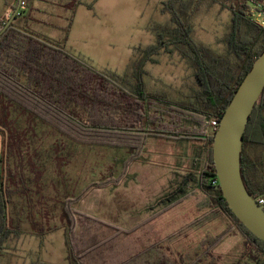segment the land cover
Returning a JSON list of instances; mask_svg holds the SVG:
<instances>
[{
    "label": "trees",
    "instance_id": "1",
    "mask_svg": "<svg viewBox=\"0 0 264 264\" xmlns=\"http://www.w3.org/2000/svg\"><path fill=\"white\" fill-rule=\"evenodd\" d=\"M67 1L68 4L70 0ZM74 1L75 7L82 2ZM209 1L217 0H167L163 3V13L169 14L170 21L167 25L148 27L149 32L155 33L156 43L133 60V89L120 84L122 76L98 71L67 51L76 9L67 10V25L62 29L61 40L28 26L34 22L31 4L28 12L19 11L7 29V20L0 18V95L78 144L131 151L118 177L91 183L63 203L65 224L60 228L65 235L68 264H218L212 252L233 231L240 233L252 250L249 259L237 264H264V242L238 220L222 191L216 189L219 182L212 149L215 134L209 133V123L221 120L236 90L264 51V27L254 18L258 12H264V0L219 1L232 15L224 54L193 37L191 21ZM164 51L179 53L193 69L196 88L186 99L151 93L147 88L146 66ZM150 137L202 143L204 157L200 156V148L196 152L202 159L198 175H186L178 188L161 200L165 206L160 211L131 229L82 211L78 204L91 190L117 184L129 167L140 161ZM242 175L247 190L257 198L264 197V92L244 134ZM190 184L195 187L198 198H204V202L196 203L204 214L183 228H201L222 217L227 221L225 230L215 236L207 235L195 255L175 257L164 248L174 241V233L156 242L141 241L139 246L134 241L135 246L127 245L130 247L120 251L119 243L131 239L150 221L152 227L153 221L190 198L193 194L188 192ZM8 199V189L0 174V262L10 235L24 234L19 225L11 226ZM183 230L179 236L183 235ZM35 235L43 246L45 233Z\"/></svg>",
    "mask_w": 264,
    "mask_h": 264
},
{
    "label": "rangeland",
    "instance_id": "2",
    "mask_svg": "<svg viewBox=\"0 0 264 264\" xmlns=\"http://www.w3.org/2000/svg\"><path fill=\"white\" fill-rule=\"evenodd\" d=\"M165 1L82 0L75 7L74 0L68 4L67 0H23L27 12L29 4L34 12L49 5L48 9L53 8L54 12L52 23L62 27L67 25L65 12L76 9L67 51L98 71L122 76L120 84L127 89H133L135 84L132 55L136 59L142 50L156 43V35L148 27L167 25L170 21L169 14L163 13ZM219 1L204 3L191 22L195 41L224 54L232 15ZM19 3L20 0H0V17ZM256 15L255 21L261 24V17ZM53 33L58 35L60 31ZM146 70L145 81L151 93L186 99L196 88L193 69L177 52H161ZM4 139L6 144H1ZM198 148L199 144L192 142L150 137L140 161L133 163L117 184L91 190L78 207L124 229L134 228L165 206L161 200L178 188L186 175H198L202 167V159L196 153ZM130 154V150L123 148L78 144L0 95V174L9 193L6 206L11 226L19 225L24 231L21 236L10 235L0 264H68L60 228L65 224L63 203L91 183L118 177ZM194 191L190 184L188 192L193 193L190 198L153 221L152 227L150 221L131 239L119 243L120 251L134 245V241L139 246L141 241L156 242L174 233V241L164 246L172 256L197 254L201 241L225 230L227 221L218 217L201 228H183L204 214L196 205L204 202V198L199 199ZM52 228L57 230L50 231ZM182 229L183 235L179 236ZM31 230L34 235L45 233L43 246L38 248L31 237L23 236ZM13 239L18 241L17 252H10L13 247L7 250L11 244L15 246ZM251 253L237 231L231 232L212 252L218 264H237L249 259Z\"/></svg>",
    "mask_w": 264,
    "mask_h": 264
},
{
    "label": "water",
    "instance_id": "3",
    "mask_svg": "<svg viewBox=\"0 0 264 264\" xmlns=\"http://www.w3.org/2000/svg\"><path fill=\"white\" fill-rule=\"evenodd\" d=\"M19 9L6 23L7 29ZM264 17V12H259ZM264 92V51L254 62L232 97L212 145L218 185L238 220L258 239L264 242V210L258 198L251 194L242 175L244 134L251 115Z\"/></svg>",
    "mask_w": 264,
    "mask_h": 264
},
{
    "label": "crops",
    "instance_id": "4",
    "mask_svg": "<svg viewBox=\"0 0 264 264\" xmlns=\"http://www.w3.org/2000/svg\"><path fill=\"white\" fill-rule=\"evenodd\" d=\"M22 2H23V0H20V3L18 5V7L14 8V9H9L6 12V15L3 18H1V17L0 18L3 19V20H7V22H8V20L13 16V14L16 12L17 9H19V11L22 10L21 7H20ZM49 3H51V2H49ZM51 4L53 5V3H51ZM49 7L50 6L48 5L47 8L44 7V8H41L40 11L34 12L31 15V17L33 18L34 22H31L30 24H28V26L33 31H36L38 33H42V34L47 35V36H49V37H51L53 39H56V40H61L63 38L62 29L65 28L66 25H63V27H62V26L55 25L54 23H52L51 19L53 18L54 12H53V8L48 9ZM23 10H26V9L24 8ZM19 11H18V13H19ZM60 12L61 11H58L56 13H60ZM36 13L40 14V16L36 15ZM65 14H66V20H67L68 12H65ZM15 19H16V17L14 18V20ZM64 24H65V22H64ZM36 25H38L39 27H37ZM54 30H59L60 34L55 35V33H53ZM51 34H54L53 36H57V37H53V36H51ZM69 39H70V36H69ZM69 39L67 40V44L69 42ZM132 58H133V60L135 59V55L134 54L132 55ZM133 60L131 62H133ZM192 143H196V142H192ZM1 144H6V139H4L1 142ZM196 144H199V148H200V151H201L200 152V156L204 157V152L202 151V148H201L203 146V144L200 143V142L196 143ZM31 232H32V230L29 231V232L27 231V233L25 235H23V236L31 237V240H33L36 243V245H38V248H39V246L41 245V242L39 241L40 239H39L38 236L34 235ZM62 234H63L64 239H65L64 231L62 232ZM13 242H14L15 246L11 244L9 247H7V250H9V248L12 249V247H13V250H11L10 252H17V249L15 247H16V244H17L18 241H15V239H13ZM66 252H67V250H66Z\"/></svg>",
    "mask_w": 264,
    "mask_h": 264
},
{
    "label": "built area",
    "instance_id": "5",
    "mask_svg": "<svg viewBox=\"0 0 264 264\" xmlns=\"http://www.w3.org/2000/svg\"><path fill=\"white\" fill-rule=\"evenodd\" d=\"M24 2H22L21 3V5H20V7H21V9L23 10L24 9ZM259 14V16L261 17V19H262V23L260 24L262 27H264V17H262L261 16V14L258 12L257 13V15ZM219 125H220V121H218V120H213V121H211L210 123H209V133L210 134H215L216 133V131L218 130V128H219ZM258 204L260 205V206H262L263 207V210H264V197L263 196H260L259 198H258Z\"/></svg>",
    "mask_w": 264,
    "mask_h": 264
}]
</instances>
